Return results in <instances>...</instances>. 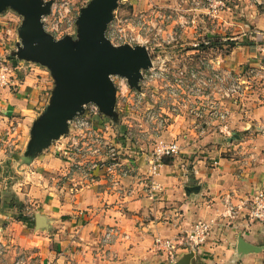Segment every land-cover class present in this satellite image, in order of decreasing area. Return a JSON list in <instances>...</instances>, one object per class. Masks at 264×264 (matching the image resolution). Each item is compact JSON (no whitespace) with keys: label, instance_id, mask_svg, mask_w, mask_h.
<instances>
[{"label":"crops","instance_id":"0c3cea01","mask_svg":"<svg viewBox=\"0 0 264 264\" xmlns=\"http://www.w3.org/2000/svg\"><path fill=\"white\" fill-rule=\"evenodd\" d=\"M195 8L198 38L213 42L206 53L221 54L224 66L236 73L264 65V6L234 0L212 17L204 3ZM7 11L0 13V66L10 61L13 69L8 83L0 84V138L12 125L17 130L0 142V241L7 245L6 264L18 254L27 264H170L155 239L180 238L205 220L214 221L213 231L191 264H264V221H251L244 206L264 189V80H254L241 98L228 102V134L186 110L174 113L169 97L156 99L171 115L161 135L177 140L180 152L166 156L154 178L149 161L157 134L137 111L120 113V124L103 116V123L112 125L107 135L130 169L126 176L103 169L85 173L64 137L26 163L33 125L50 101L55 79L48 67L14 56L20 39L18 28L1 20ZM177 27L180 40L192 44L191 26ZM161 51L170 53L173 64L198 55L190 56L195 51L190 46ZM153 179L161 189H152ZM229 202L240 206L236 216L227 215ZM109 227L116 233L104 245ZM186 253L179 249V258Z\"/></svg>","mask_w":264,"mask_h":264},{"label":"built area","instance_id":"2783aa9c","mask_svg":"<svg viewBox=\"0 0 264 264\" xmlns=\"http://www.w3.org/2000/svg\"><path fill=\"white\" fill-rule=\"evenodd\" d=\"M89 1L54 0L51 4V12L42 17L45 30L55 38H61L67 34L76 37L77 17L81 8ZM201 1L203 0H192L191 2L200 6ZM223 1L209 0L208 8L212 16H217L219 11L226 6ZM255 1L264 2L263 0ZM151 18L149 21L143 14H138L133 22L126 20L130 22L128 27L124 24L113 26L115 21L113 20L107 29V36L115 45L126 43L145 45L152 56V66L142 71L141 90L132 87L125 76L112 74L110 77L117 89V111L121 113L127 106H131L134 110L146 106V122L148 126L152 125L157 134L149 161V174L154 178L160 172L164 158L175 156L180 152L177 140H167L161 135L163 130L167 129L171 115L165 113L163 104H161L162 107H158V101L155 102V100H166L169 97L174 113L186 110L196 121L219 124V130L228 134L230 132L228 121L231 113L228 102L241 98L254 83L255 78H264V65H248L244 71L238 73L228 69L224 66V56L212 55V52L206 53V50L213 49L212 39L207 36L190 43V47L195 50L190 56L198 54L197 57H190L182 64H173L170 53L167 51L165 55L161 51L166 48L168 50L171 46L174 47L175 45L171 44L180 41L177 32L166 29L172 16L157 13ZM164 43L170 46L162 49L161 46ZM181 45L184 48L185 42ZM7 62H1L0 84L8 83V74L13 69V66ZM103 116L105 115L97 103L84 104L83 113H79L69 121V131L61 137L67 139V142L63 144L70 155L80 157V160L75 162L83 167L85 173L91 174L98 169H103L126 176L130 169L124 168L121 150L107 135L112 125L103 123ZM16 127L15 125L10 126L4 134L7 135L12 129L17 130ZM4 134L0 142L3 138L5 139ZM150 186L152 189L162 188L154 179L151 180ZM246 205H248L247 215L251 221H264V189L257 190L244 203V206ZM239 207L229 202L227 215L236 216ZM213 227V220L198 221L182 237H157L154 244L157 250L164 252L165 259L170 264H175L179 258V249L184 248L187 252H196L206 243ZM115 233L114 227L107 228L103 234L102 243L110 245ZM6 254L7 245L0 241V264H6L4 262ZM12 264H27L26 256L16 255Z\"/></svg>","mask_w":264,"mask_h":264},{"label":"water","instance_id":"95a60500","mask_svg":"<svg viewBox=\"0 0 264 264\" xmlns=\"http://www.w3.org/2000/svg\"><path fill=\"white\" fill-rule=\"evenodd\" d=\"M54 0H0V13L13 9L23 16L19 42L13 52L19 59L48 67L55 79L49 103L32 128L26 163L69 131V121L83 113L84 104L95 102L101 111L119 121L117 89L110 75L128 78L141 90L142 71L153 64L145 45H115L107 36L120 0H90L77 17V34L55 38L44 28L43 15L51 12ZM194 252L175 264H191Z\"/></svg>","mask_w":264,"mask_h":264},{"label":"rangeland","instance_id":"374dc122","mask_svg":"<svg viewBox=\"0 0 264 264\" xmlns=\"http://www.w3.org/2000/svg\"><path fill=\"white\" fill-rule=\"evenodd\" d=\"M191 1L192 0H162L160 3L161 5H160L158 3H154V2H156V0H120L119 1V7L115 10V17L113 19L115 21L113 23V26H117L119 24H124L126 27H128L130 25V22H128V21L130 20L133 22V20H135V18L138 14H143L144 17L147 18V20L149 19V21H150L152 19L151 17L155 16L152 12L154 11V13H156V11H158L157 13L163 12L165 15H171L172 16V18L169 20L170 21L169 24L166 25L167 26L166 29L168 31L170 29H173L174 32L179 31V28L177 26H181L180 28L183 30L186 28H189L191 26L192 31L194 33H196V32H199V25H198V22L196 20L197 11L195 8L196 5L192 4ZM236 1L245 2V4H247V5H248V2L251 1L252 3L256 2V4L264 6V2L259 3L258 1H255V0H236ZM165 2H167L168 4L169 3L173 4L172 7H170L169 5H166ZM223 2H225L226 5H229L230 3L234 2V0H224ZM179 3L180 4H186V6L180 5ZM202 3H204V5H206L207 7L210 6L209 0H203ZM154 4H158V6H156ZM187 4H190V6ZM6 11H7V9H6ZM207 16L212 17L211 10L207 11ZM1 20H4L5 22H7V26H8V27L6 26L7 28H10V29L14 28L16 31L18 28V25L21 24V22L23 20V16L20 13H18L17 11L9 8L7 13L4 15L3 19H1ZM126 20H128V21H126ZM189 30H190V28H189ZM10 33H12L11 30L9 31V34L7 33L8 37L12 35ZM15 35H17L16 32H15L14 36ZM198 37L199 36L196 33L195 39H192V40L190 39L191 42L192 43L194 41L196 42ZM192 38H193V36H192ZM182 42L183 41L180 40V41H177L171 45H175L174 47H176V48H181ZM168 46H170V45H168L167 43H164L161 46V48L163 49V48L168 47ZM185 46H191V44L187 43V44H185ZM211 54L215 55L213 52ZM161 55H162V57H164L163 53H161ZM3 58H7V53ZM7 64L13 65L10 61H8ZM252 66H254V65H252ZM263 72H264V70H263ZM259 78H261V77H257L254 80H259L261 83H263L264 78H261V79H259ZM132 111H135V112L137 111V112L144 114L146 112V106H143L142 108H140L138 110H134L133 108H131V106H127L126 109L123 112H121V115H123V114L130 115L132 113ZM117 112L119 113V111H117ZM128 119H130V117ZM121 121H122V119H121V116L119 115V124ZM112 122H113V124L115 123L114 120ZM54 142L56 143L57 140Z\"/></svg>","mask_w":264,"mask_h":264},{"label":"trees","instance_id":"16d2710c","mask_svg":"<svg viewBox=\"0 0 264 264\" xmlns=\"http://www.w3.org/2000/svg\"><path fill=\"white\" fill-rule=\"evenodd\" d=\"M214 43H215V44H218L219 42L216 40V41H214ZM223 43H224V42H222V43H220V44H223ZM119 113H120V112H119ZM104 115H105V114H104ZM105 117H108V118H109V116H107V115H106Z\"/></svg>","mask_w":264,"mask_h":264},{"label":"flooded vegetation","instance_id":"af4514ba","mask_svg":"<svg viewBox=\"0 0 264 264\" xmlns=\"http://www.w3.org/2000/svg\"><path fill=\"white\" fill-rule=\"evenodd\" d=\"M157 12H158V11H156V13H154V11H153L152 13H153L154 15H156V14H157ZM162 13H163V12H162ZM163 14H164V13H163Z\"/></svg>","mask_w":264,"mask_h":264}]
</instances>
